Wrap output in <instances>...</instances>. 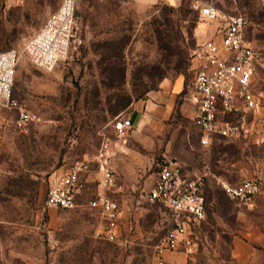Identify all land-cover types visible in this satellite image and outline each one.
<instances>
[{
  "label": "rangeland",
  "instance_id": "obj_1",
  "mask_svg": "<svg viewBox=\"0 0 264 264\" xmlns=\"http://www.w3.org/2000/svg\"><path fill=\"white\" fill-rule=\"evenodd\" d=\"M59 1L0 0V52L21 53L12 97L32 116L21 131L18 111L0 106V264H154L173 218L146 194L165 158L189 175L210 168L206 220L190 229L196 252H167L166 262L264 264V189L248 208L221 187L253 178L264 184V142L217 138L204 148L191 117L171 124L154 117L169 83L183 77L187 86L193 76L200 0H80L71 56L48 72L23 47ZM202 1L223 15H244L246 38L264 61V0ZM257 88L264 91L262 69ZM259 114L264 118V109ZM118 118L135 125L123 139L115 136ZM107 139L122 217L114 241L97 236V157ZM82 162L89 167L78 206L46 208L50 178Z\"/></svg>",
  "mask_w": 264,
  "mask_h": 264
},
{
  "label": "built area",
  "instance_id": "obj_2",
  "mask_svg": "<svg viewBox=\"0 0 264 264\" xmlns=\"http://www.w3.org/2000/svg\"><path fill=\"white\" fill-rule=\"evenodd\" d=\"M24 1V0H17ZM80 0H60L40 30L23 47L31 62L52 72L71 56L76 32V6ZM200 21L209 24L201 33V41L193 55V76L185 88V97L195 107L194 122L202 134L199 144L210 148L217 138L234 142H264V91L257 88L259 69L264 61L257 48L246 38L248 20L242 14H222L211 1H198ZM216 24L212 30L211 27ZM21 53L17 50L0 52V106L15 108L21 131L27 130L31 114L14 100L13 86ZM129 118L114 123L115 136L126 138L133 130ZM97 164L101 174V192L96 202L100 217L97 236L114 241L121 232V205L115 197L117 177L111 166L109 140L99 150ZM85 162L54 174L48 183L45 205L48 209H74L83 187ZM210 168L189 175L176 160L163 159L146 197L152 204L166 207L173 218L172 227L157 245L154 264H168L167 252L193 255L196 244L190 235L191 226L206 220L208 200L206 180ZM261 178L245 179L240 183L221 182L223 192L233 201L251 208L263 192Z\"/></svg>",
  "mask_w": 264,
  "mask_h": 264
},
{
  "label": "crops",
  "instance_id": "obj_3",
  "mask_svg": "<svg viewBox=\"0 0 264 264\" xmlns=\"http://www.w3.org/2000/svg\"><path fill=\"white\" fill-rule=\"evenodd\" d=\"M185 86L183 77H178L169 83L167 89L159 95V113L154 116L155 119L165 124L177 122L180 116L194 119L195 107L185 97ZM133 126L134 130V122ZM262 250L263 248L260 249V251Z\"/></svg>",
  "mask_w": 264,
  "mask_h": 264
},
{
  "label": "bare ground",
  "instance_id": "obj_4",
  "mask_svg": "<svg viewBox=\"0 0 264 264\" xmlns=\"http://www.w3.org/2000/svg\"><path fill=\"white\" fill-rule=\"evenodd\" d=\"M209 27V24H206V23H200V30H201V32L203 31V30H205L206 28H208Z\"/></svg>",
  "mask_w": 264,
  "mask_h": 264
}]
</instances>
